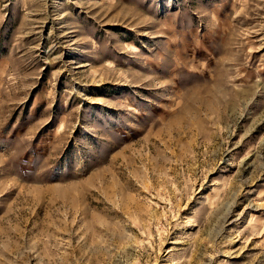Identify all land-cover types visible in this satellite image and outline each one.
Wrapping results in <instances>:
<instances>
[{"label": "rangeland", "instance_id": "obj_1", "mask_svg": "<svg viewBox=\"0 0 264 264\" xmlns=\"http://www.w3.org/2000/svg\"><path fill=\"white\" fill-rule=\"evenodd\" d=\"M0 264H264V0H0Z\"/></svg>", "mask_w": 264, "mask_h": 264}]
</instances>
